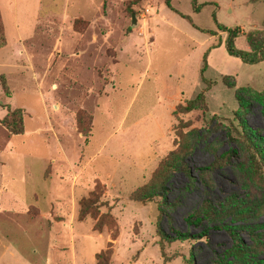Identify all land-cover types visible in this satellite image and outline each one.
Here are the masks:
<instances>
[{
  "label": "rangeland",
  "instance_id": "374dc122",
  "mask_svg": "<svg viewBox=\"0 0 264 264\" xmlns=\"http://www.w3.org/2000/svg\"><path fill=\"white\" fill-rule=\"evenodd\" d=\"M0 17L8 45L0 53L8 89L5 96L0 88V119L8 110L22 114V134L0 125V264H228L233 243L226 227L245 224L256 238L244 231L241 242H252L264 259V206L238 222L224 218L225 227L185 222L205 199L217 206L235 196L239 207L264 197L245 173L243 147L222 130L235 125L234 91L250 89L240 115L264 147V102L253 94L264 91V61L229 76L233 89L214 69L203 74L212 82L208 90L198 76L207 41L225 38L217 26L238 28L237 49H248L249 32L264 45V2L0 0ZM199 92L206 113H173ZM76 123L87 126L85 137ZM178 123L187 126L182 149L173 131ZM232 148L237 168L233 158L211 166ZM172 151L189 176L162 163L155 174ZM163 184L164 203L160 196L145 204L132 199L160 194ZM94 188L104 206L79 219V201ZM159 210L164 235L194 237L162 239Z\"/></svg>",
  "mask_w": 264,
  "mask_h": 264
},
{
  "label": "trees",
  "instance_id": "16d2710c",
  "mask_svg": "<svg viewBox=\"0 0 264 264\" xmlns=\"http://www.w3.org/2000/svg\"><path fill=\"white\" fill-rule=\"evenodd\" d=\"M258 1L264 2V0H248L250 4H254ZM216 30L220 33H225V38L223 40V47L226 52V54L230 57L238 59L242 64L246 65H254L259 62L264 61V45L262 43V40L258 38V32H249L245 36L247 48L246 50H240L235 47V39L239 35V30L237 27L234 28H224L222 26H217ZM212 37L213 34H210ZM220 45V41H217L216 43H211L205 51L201 54L200 57V67L198 69V76L199 80L202 84L205 85L206 90H208L209 86L212 82H208L204 79L203 74L207 69V55L211 49H214ZM5 46V37L3 32V25L0 18V49ZM222 79V85L223 87L227 89H233L234 88V79L229 76H220ZM230 80V83H225V80ZM0 88L2 93L5 96H8V89L5 84V81L2 76H0ZM250 89L241 88L236 91H234V100L238 104V109L236 111L232 112L233 120L232 122H235V125H233L230 121L227 122V125L222 127V130L224 131V135H226L227 138L231 139L233 141H238V143L243 147L246 160H245V173L247 177H249L253 182L257 184L260 191L264 194V147L262 144L257 142L255 138H253L250 133L249 129L246 126L245 120L243 117H241V112H245L247 108L249 107L250 100L245 92ZM253 93V92H252ZM254 96L264 102V91L262 93H253ZM203 111V113H206V107L204 102V95L202 92L197 93L192 99L183 100L182 104L176 105L173 113L178 114H187L193 111ZM261 114L264 117V109H261ZM78 121V119H77ZM76 121V122H77ZM214 121V117L211 118L209 121V125L211 122ZM77 124V131L85 137L87 135V126L85 128H82L80 123ZM0 125L8 132L10 135H20L22 134V114L19 109L7 111V114H5L0 119ZM212 127V125L210 126ZM187 126H179V123L176 124V126L173 128L174 133H177L175 136L178 139V142L176 144L177 149H182V146H180L179 142L183 138V130L186 129ZM237 128L240 129V131L237 130ZM198 131H195V134H197ZM208 132V131H205ZM191 132L188 131V135H190ZM196 137H201V135H196ZM180 139V141H179ZM184 149L181 151L183 152ZM228 153L229 157L226 158L225 155H222L215 159L211 166L215 167H223L228 162L229 159H234L235 168L239 165L240 159H238V151L236 148H232ZM185 154V152H184ZM173 156V157H171ZM170 161H163L159 163L158 167L156 168L155 174L158 173L159 167L163 164V166L170 169H177L178 172H182L184 175L189 176V169L187 168L186 164L183 162V159L180 158V156L176 152H170L169 156ZM162 163V164H161ZM160 172V171H159ZM161 173V172H160ZM159 173V174H160ZM158 174V175H159ZM162 175V174H161ZM165 176V175H164ZM239 179L242 177L238 174ZM169 178V175L165 177L164 183ZM243 181V180H242ZM97 190V189H96ZM165 184L160 186V194H149V195H143L141 197H136V193L132 196V199L138 203H149L153 197L160 196L162 197V202L164 203V192H165ZM249 194L245 193L244 197L247 198ZM235 196H229V198H225L222 200V202H219L217 206H213L207 199L203 200L197 210L193 212V214L185 219V222L188 225L191 226H199L203 222H209L213 226H222L225 227V223L223 222V219L226 217H230L233 221H241L246 219L249 216H253L256 213H258L262 206H264V197L260 199V201L253 202L252 204H246V203H238L239 207H237V201ZM243 201V200H240ZM235 205V206H234ZM104 206V203L99 201V194L94 190L90 191L87 195V197L82 198L79 201V210H78V217L79 219L84 218L85 216H94L97 215L98 210ZM161 218V210H159V216L157 219V231L159 235L162 237V239H165L167 242L172 240H184V239H191L194 236L187 235V234H180L176 233L173 238H170L169 236L164 235L158 224L159 220ZM227 231L229 232L231 236V240L233 243L232 250L227 251V257L230 258L228 261L232 264H264V259L257 258L254 254L255 247H253V239L256 238L255 235V229L253 228V225L251 224H245V225H237L231 227H226ZM249 236V239L251 244L242 243L241 239L239 237L241 232H244ZM254 243V242H253ZM103 253H99L95 255V259L98 258L102 259ZM227 258V259H228ZM226 263V262H225Z\"/></svg>",
  "mask_w": 264,
  "mask_h": 264
},
{
  "label": "crops",
  "instance_id": "0c3cea01",
  "mask_svg": "<svg viewBox=\"0 0 264 264\" xmlns=\"http://www.w3.org/2000/svg\"><path fill=\"white\" fill-rule=\"evenodd\" d=\"M210 39L207 41L206 47H208L211 44ZM235 43H237V41H235ZM7 47H8V45L5 42V46L0 49V53L5 51L7 49ZM239 47L241 48L242 46L240 45ZM215 54H218L221 57V61L215 60V58H214ZM199 56L200 55H198V57ZM206 62H207V69L206 70H212V71L215 70L217 72V76H219V77L220 76H232L238 70L242 69V67L244 66V64L240 63V61L238 59L233 58V57H229L228 55H226L224 48H223V41L221 42V44L217 48L211 49L209 51V53L207 55ZM230 67L233 69V71H228ZM12 136H18V135H12ZM51 186L53 187V184Z\"/></svg>",
  "mask_w": 264,
  "mask_h": 264
},
{
  "label": "water",
  "instance_id": "95a60500",
  "mask_svg": "<svg viewBox=\"0 0 264 264\" xmlns=\"http://www.w3.org/2000/svg\"><path fill=\"white\" fill-rule=\"evenodd\" d=\"M135 24V19H134V16L133 14L130 15V25H133Z\"/></svg>",
  "mask_w": 264,
  "mask_h": 264
}]
</instances>
